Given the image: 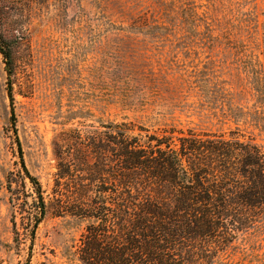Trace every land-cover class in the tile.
Segmentation results:
<instances>
[{
	"label": "rangeland",
	"instance_id": "374dc122",
	"mask_svg": "<svg viewBox=\"0 0 264 264\" xmlns=\"http://www.w3.org/2000/svg\"><path fill=\"white\" fill-rule=\"evenodd\" d=\"M3 3L14 73L0 54V264H85L91 221L72 213L109 179L114 125L264 151V0ZM16 138L46 204L34 236L39 202ZM213 264H264V218Z\"/></svg>",
	"mask_w": 264,
	"mask_h": 264
},
{
	"label": "trees",
	"instance_id": "16d2710c",
	"mask_svg": "<svg viewBox=\"0 0 264 264\" xmlns=\"http://www.w3.org/2000/svg\"><path fill=\"white\" fill-rule=\"evenodd\" d=\"M0 54L11 78L12 50L1 37ZM9 96L13 102L10 88ZM135 128L114 125L109 179L89 186L72 213L91 221L77 250L83 263L213 264L263 220L264 151L253 140L144 128L135 135ZM16 143L39 202L34 236L46 204Z\"/></svg>",
	"mask_w": 264,
	"mask_h": 264
}]
</instances>
